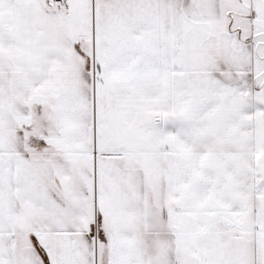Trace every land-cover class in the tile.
I'll use <instances>...</instances> for the list:
<instances>
[{"label":"snow or ice","instance_id":"6c2138e0","mask_svg":"<svg viewBox=\"0 0 264 264\" xmlns=\"http://www.w3.org/2000/svg\"><path fill=\"white\" fill-rule=\"evenodd\" d=\"M0 264H264V0H0Z\"/></svg>","mask_w":264,"mask_h":264}]
</instances>
